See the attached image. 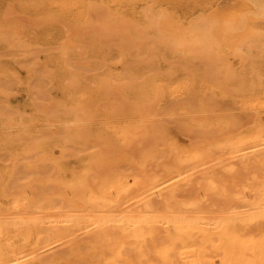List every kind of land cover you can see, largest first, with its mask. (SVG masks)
Segmentation results:
<instances>
[{
    "label": "bare ground",
    "instance_id": "obj_1",
    "mask_svg": "<svg viewBox=\"0 0 264 264\" xmlns=\"http://www.w3.org/2000/svg\"><path fill=\"white\" fill-rule=\"evenodd\" d=\"M93 1L19 0L11 8L37 11L38 15L31 14L33 18L28 14L31 21L50 29L66 22L92 23L91 14L97 9L105 14L97 24L101 30L89 34V46L82 51L83 59L89 57L88 68L105 66L107 71L105 77L94 75V88L88 86L92 83L84 71H79L84 63L80 53V61L78 57V61L71 60L73 54L78 55V43L61 42L57 48L52 45L51 51L40 44L44 56L42 51L37 53L36 45L29 48L39 41V33L29 29L24 37L18 36L13 21L0 17V46L12 47V39H18L25 50L38 58L42 54L40 74L33 72L31 77L39 86H46L49 78L48 83L57 82L63 90L57 102L47 101L53 106L36 104L33 99L29 107H10L11 90L7 91L6 82L1 83L9 73L20 77V66L34 62L30 65L0 54V152L6 155L0 162V264H63L64 260L68 264H128L130 260L140 264H264L259 244L264 235V207L258 195L264 166V120H259L264 110L257 100L260 92L264 94L259 75L263 65L258 67L259 60H264V40L259 27L226 36L225 21L212 15L214 9L235 13L258 0H180L182 7L170 23L157 17L171 0H143L147 4L136 24V18L133 24L131 17L127 21L130 12H141L135 8L136 1L100 0V5ZM207 4L212 7L206 8ZM106 35L119 54L117 61L125 64L120 71H114L113 60L108 59L113 47H105ZM145 37L155 44L151 42L154 45L148 48L149 43L137 42L138 38L147 41ZM195 39L201 40L200 49ZM243 43L256 50L248 75L222 77L225 81L220 83H230L234 90H220L226 86L218 82L219 90H207L214 83L211 73L221 70L227 54L237 53ZM209 49L217 59L205 63L198 53ZM113 77L126 82L115 81L124 90H117ZM127 83L133 89H126ZM115 89L121 101H116ZM242 89L248 93L253 89L259 97L244 92L247 102L235 100L246 103L243 108L257 109V121L239 130L234 117L225 115L228 102L220 97H242ZM170 97L176 101L167 108ZM161 112L175 114L176 128L194 133L196 139L184 141L172 135L164 119V123L153 120ZM213 112L216 115L210 116ZM165 248L168 254L161 256Z\"/></svg>",
    "mask_w": 264,
    "mask_h": 264
},
{
    "label": "rangeland",
    "instance_id": "obj_2",
    "mask_svg": "<svg viewBox=\"0 0 264 264\" xmlns=\"http://www.w3.org/2000/svg\"><path fill=\"white\" fill-rule=\"evenodd\" d=\"M16 1H19V0H0V17L2 18V15H3V11H4V9L5 8H7L9 5H11L12 7L14 6V4H15V2ZM23 1H25V0H23ZM98 3H97V2ZM134 1H136V3L138 4V6L136 7V3H135V8H136V10L138 9L139 11L138 12H140V10H141V12L140 13H135V14H133L134 13V11L133 12H130L129 13V18L127 17V21H129V19H130V17H131V19H130V23H132V21H134V19H135V24H136V22H138V18L141 16V13L142 12H144L143 10L145 9L143 6L145 5L146 6V2H147V0H144V1H146V2H143V0H142V2H140V1H138V0H134ZM13 2H14V4H13ZM93 2H96V3H94V4H96V5H100V0H94ZM141 5H140V4ZM143 4V5H142ZM7 6V7H6ZM144 9H143V8ZM192 8L193 7H191V8H183V9H188L187 11L188 12H192ZM12 10V11H11ZM11 10H10V12H9V15H8V19L10 18V21L12 20L13 21V23H14V30L18 33V36H21V37H24L25 35H26V33H27V30H29V29H31V30H34V31H32V33L33 34H37V33H39V34H37V35H39L38 37L39 38H37L39 41H37V42H33V45L32 46H30L29 48H35V45H36V47L37 48H35L36 50H38V52L37 53H39V51H42V53L44 54L45 52L43 51V49L45 48V47H47V49L48 50H50L51 51V49L53 48V50L55 49V47L58 45V44H62V43H65V44H69V42L71 41V42H73L74 41V43H78L80 46L79 47H77V50H79V51H77V53L76 54H78V52L80 53V55H81V61L82 62H84V63H82V65L79 67V66H77V67H79V71L81 72V71H84V72H82L83 74H85L86 75V80H88V81H90L91 83H92V86L91 85H89L90 83H88L87 81V83H88V86L89 87H91V88H94L95 86H96V82H94L93 80H95V77H94V75L95 74H97V76L99 75V76H101V73H102V76L103 77H105V76H107V71H106V69H105V66H99V67H95V69H94V67L93 66H91V67H93L92 69L89 67H87V66H89L90 64H89V62H90V60H89V57L87 56L86 58H84L83 59V57H82V51H84L85 50V48L87 47V46H89V44H88V36H89V34H92L95 30H101V27L100 26H98L97 24H101V22H103L104 21V19H105V14L104 15H101L99 12V10L97 9V10H95V11H93L92 12V14H91V22L92 23H81V24H78L77 25V23H74V24H71V23H68V22H66V23H62V25H60L59 24V26H63V27H59V26H57V28L58 29H56L55 27L54 28H52V29H50V28H47V27H45V26H42L41 24H38L35 20H33L32 19V21H31V18H33L34 16H36V15H38V13H37V11H33V10H26V11H21V12H19V10H15V9H12L11 8ZM14 10V11H13ZM16 11V12H15ZM15 12V13H14ZM25 12V13H24ZM135 12H137V11H135ZM198 11H196L195 12V15H196V13H197ZM33 15L34 14V16L32 17V15H31V18H30V16L29 15ZM132 15V16H131ZM137 15V16H136ZM140 15V16H139ZM3 17L5 18V16L3 15ZM7 19V18H6ZM7 19V20H8ZM137 20V21H136ZM11 21V22H12ZM33 21H35V22H33ZM133 24V23H132ZM131 25V24H130ZM47 30H46V29ZM42 29H44V30H46V32H44V30L42 31V33H41V30ZM37 32V33H36ZM32 35V34H31ZM34 36V35H33ZM107 36V35H106ZM108 38H105L106 40H107V44H105V45H107V46H105V47H109V49H111L112 47H113V53H115V54H113L112 53V55L111 56H108L109 58V60H110V62L113 60V62H111V64L112 63H114V65L112 66L111 64H109V63H107L108 65H109V69L111 68V66L112 67H114L113 68V70L114 71H116V69H117V71L119 70H121L123 67L122 66H124L125 64H124V62H122V61H117V58L116 57H118V60H119V54L118 53H116V52H114L115 50H116V48H114L115 46L114 45H112L111 43H109L108 44V42H109V39L111 38L110 36H107ZM35 38H36V35H35ZM34 38V39H35ZM4 38H2L1 40H3ZM33 39V40H34ZM142 39H144V37L142 38ZM142 39L140 40L139 38L137 39V42L138 43H140V45H141V43H145V44H147L148 45V43H149V45H148V48L149 47H151L150 45H152V43H154V41H152L150 38H148V37H145V40H147V41H149L150 40V42H147V41H145V42H143L142 41ZM111 40V39H110ZM114 40V39H113ZM138 40H140V41H138ZM188 40H190V39H188ZM188 40H185V42H187ZM197 39H195V41H194V43L196 44L195 46L197 47H199V49H200V46H202V44H200L199 42L201 41V40H197ZM199 41V42H198ZM48 42V43H47ZM62 42V43H61ZM152 42V43H151ZM193 42V41H192ZM254 42V40H252V42H250V43H253ZM12 47H8V46H0V54H2V53H4V58H7L8 56H9V58H11V57H13V56H15V57H18V58H20V59H22V60H25V61H27V62H30V65L32 64L31 62H34L33 61V56H34V54L30 51L29 52V50L30 49H26L25 50V48L23 47L22 48V46H20V44L19 43H22V42H20L18 39H12ZM43 43H45V45L43 44ZM197 43H198V45H197ZM250 43H248L249 45H250ZM23 44V43H22ZM40 44L41 45H44V48L42 49V48H40L39 46H40ZM50 44V45H49ZM55 44V45H54ZM111 44V45H110ZM118 44V43H117ZM116 44V45H117ZM155 44V43H154ZM153 44V45H154ZM200 44V45H199ZM49 45V46H48ZM55 46V47H53V46ZM140 45H139V47H140ZM152 45V46H153ZM249 45H245L244 43L242 44V46L240 47V48H238V51L236 50V52L237 53H228L227 55L228 56H226L225 57V59H226V61L223 63L224 65H221V70L220 69H218L217 71L216 70H214V72H212L211 73V77L214 79V83H213V86H211V85H208L207 86V90H219V88L222 86V85H225L226 86V89H225V87L223 88V87H221V89L220 90H234V88H231V84L229 83V84H221L220 82H223V80L225 81V79L224 78H222V77H224V76H226V77H228V76H230V78H232V76H239V75H241V74H245V75H248L247 73L249 72V69H250V67L253 65V62H254V60H256V56H255V54L254 53H256V50L254 49V48H252L251 47V45L249 46ZM34 46V47H33ZM112 46V47H111ZM246 46V47H245ZM7 47L8 48H12L11 50H9V49H7ZM144 47V46H143ZM142 47V48H143ZM247 47L249 48V47H251L252 48V50L251 51H249V49H247ZM40 48V49H39ZM51 48V49H50ZM57 48V47H56ZM5 49H7V51L5 50ZM106 49V48H105ZM108 49V48H107ZM201 49H203L202 47H201ZM212 50H214L213 48H211ZM211 49H209L208 51L206 50V51H203V52H206V54H202V55H204V57L202 56V55H200V53H198V55L199 56H201L202 58H205L204 60V62L205 63H207L208 61H210V60H213V59H217V56H215L216 54H213V53H215L216 52V50H214L215 52H212V54L211 55H213L215 58H213V56H211L209 53L211 52ZM9 51V52H8ZM81 51V52H80ZM145 51V50H144ZM7 52H8V54H7ZM54 52V51H53ZM141 52H142V50H141ZM243 52V53H242ZM10 53V54H9ZM26 53H27V55H26ZM201 53H202V51H201ZM246 53H247V55H246ZM251 53L252 54H254V56L253 55H251ZM30 56H29V55ZM32 54V55H31ZM41 54V53H40ZM117 54V55H116ZM142 54V53H141ZM143 54H145V52L143 53ZM238 54V55H237ZM13 55V56H12ZM35 55H37V54H35ZM146 55V54H145ZM245 56V58H247V56L248 55H251L252 56V58H251V56H250V58L251 59H249V58H247L246 60H244L243 58H241L240 57V59L239 58H237V57H239V56ZM40 56V55H39ZM44 56H45V54H44ZM43 57V55L41 54V58ZM71 57H73V58H75V59H71V60H73V62H75V60H79L80 61V59H79V54L78 55H75V54H73ZM78 57V58H77ZM113 57H115L114 59H116V61L114 60V59H110V58H113ZM165 57H168V55H166ZM207 57V58H206ZM254 57V58H253ZM258 57V56H257ZM41 58H38V59H41ZM77 58V59H76ZM107 59V60H108ZM238 59V60H237ZM77 60V61H78ZM108 60V61H109ZM121 60V59H120ZM248 60H249V62H248ZM87 61V62H86ZM107 61V62H108ZM207 61V62H206ZM241 61V62H240ZM115 62H116V65H117V67H116V65H115ZM259 62H260V65H258V67H260V66H262L260 69H262L261 71H259V75L262 77V75H264V64H263V62H264V60H259ZM88 63V64H87ZM119 63V64H118ZM255 63V62H254ZM120 64H122V65H120ZM124 64V65H123ZM227 64H228V66H227ZM33 65V64H32ZM71 65H72V63H71ZM71 65H69V66H71ZM205 66V65H204ZM224 66V67H223ZM27 67H29V65H21L20 66V68H22V69H20L19 68V71H20V74H19V81H20V79L22 80V82L24 83H22L21 81L20 82H18V81H16L17 79V76L16 77H14L13 75H11V73H9L8 75H7V77H6V79H5V81L3 80V82L1 83V84H4V82H6L5 84H4V86H8V88L9 89H7V87H5V90L7 89V91H10V92H8L9 94V96L11 95V96H13V97H11L10 96V98H9V102H10V104H9V106L10 107H13V106H17V105H20V106H25V105H27L28 103H30V101H33V102H35L36 100H37V102H39V103H37V102H35L36 104H39L40 105V103H42V104H44L45 103V105H46V103H47V105L48 104H50V102H47V101H51V102H57V100H59L61 97H63V90L62 89H59L58 87H57V82H55V84L54 85H56V87H54V85L52 84V82L50 81L49 83H48V79L46 78V75H44V73H43V75H44V78H46L47 79V81H45L46 82V86H47V88H46V86H39V84H38V80L35 78L34 79V77L32 78L31 76L33 75V74H30V77H29V71H27V70H29V68L27 69ZM76 67V68H77ZM229 67V68H228ZM253 67V66H252ZM251 67V68H252ZM25 68V71H27V72H25L23 69ZM75 68V67H74ZM72 66H71V69H74ZM121 68V69H120ZM225 68H226V70H225ZM90 69V70H89ZM94 69V70H93ZM104 69V70H103ZM232 69V70H231ZM233 69H235V70H233ZM88 71V72H85V71ZM98 70V71H97ZM99 70H102V71H99ZM111 71H112V69H110ZM225 70V71H224ZM90 71H91V73H90ZM93 71H96V72H98V73H93ZM106 71V72H105ZM219 71V72H218ZM220 71H222V72H220ZM263 71V72H262ZM218 72V73H217ZM224 72V73H223ZM227 72H229L228 74L229 75H227ZM234 72H235V74H234ZM262 72V73H261ZM27 74V76H26V74ZM93 73V74H92ZM220 75V76H219ZM223 75V76H222ZM232 75V76H231ZM21 76H22V78H21ZM133 76H135V75H133ZM137 76H139V75H136V77ZM215 78H214V77ZM25 77H27L26 79H25ZM136 77H134L135 79H137ZM8 78H10V80L12 79V81H10ZM14 78V79H13ZM23 78H24V80H23ZM89 78H92V81L91 80H89ZM140 80L139 81H141L142 80V77H141V75L138 77ZM32 79H34L33 81H31ZM64 79V80H63ZM133 79V78H132ZM62 80H63V82L64 83H68V79L67 78H65V77H63L62 78ZM126 80V79H125ZM128 80V79H127ZM219 80V81H218ZM25 81V82H24ZM30 83H29V82ZM96 81V80H95ZM111 81H117V82H123V84H125L126 82H124L123 80H119L118 78H112L111 79ZM128 81H130V80H128ZM18 82V84H15V83H17ZM27 82H28V85H27ZM34 82H36V83H34ZM117 82H115V83H117ZM218 82V84L217 85H219V84H221V86L220 87H218L217 85H216V83ZM14 83V84H13ZM31 83H32V85H31ZM53 85H51V84ZM112 83V82H111ZM114 83V84H115ZM10 86H9V85ZM22 84V85H21ZM93 84H94V86H93ZM114 84H112V87L113 88H115V85ZM123 84H121L120 83V85H121V87L123 86ZM27 85V86H26ZM50 85V86H49ZM114 85V86H113ZM119 84L117 83V90H124L123 88L124 87H120V86H118ZM128 85V83L126 84V86H125V88L126 89H129V87L130 86H127ZM216 85V86H215ZM29 86V87H28ZM31 86V87H30ZM49 86V87H48ZM26 87H28V89H26ZM33 87V88H32ZM36 87V88H35ZM112 87H111V89H112ZM216 87V88H215ZM218 87V88H217ZM229 87V88H228ZM261 87H262V85H261ZM43 88V89H42ZM53 88H55V89H53ZM121 88V89H120ZM244 88V87H243ZM36 89V90H35ZM42 89V90H41ZM46 89V90H45ZM48 89V90H47ZM115 89V90H116ZM125 89V90H126ZM131 89H133V88H131L130 87V89L129 90H131ZM261 89V88H260ZM33 90H34V93H33ZM114 89H112V91H113ZM116 90V93H119L118 91ZM194 90H196V89H194ZM245 89H242V91H241V93H243V94H239V95H243L242 97L241 96H238L236 99H234V98H232L231 100L230 99H228V96L226 97V99H225V97L223 96V97H220V98H224V102L225 101H227L228 103H225V107L227 108L224 112H225V115H228V116H233L234 118H232L231 116V119L234 121V122H236V124H237V126H239V130H242V129H245V128H247L248 126H250V124L251 123H253L254 121H257V120H255L257 117V114H256V112H254V111H256L255 110V108H253V109H251L248 105V107L250 108L249 110H247V106H246V108L244 107L243 108V106H245L246 105V103H245V101L246 100H248L249 99V97H248V99H247V96L248 95H252V96H254V97H259V94L258 93H255L254 91H253V89H250L252 92L251 93H248L249 92V90H248V92H247V90L246 91H244ZM48 91V92H47ZM59 91H61V93L59 92ZM45 92H46V94H45ZM56 92H57V94H56ZM244 92H245V94L247 95H245L244 94ZM31 93H33V94H31ZM40 93H42V96L40 95ZM115 93V92H114ZM114 93L112 92L111 93V97H112V100H113V98H116L117 97V99H119V100H117L116 99V101H121L120 99H121V97L119 96L120 95V93L119 94H116L115 93V95H116V97H114L115 95H114ZM248 93V94H247ZM264 93V92H263ZM39 94V95H38ZM45 94V95H44ZM253 94H255V95H253ZM258 94V95H257ZM33 95V96H32ZM47 95H48V97H47ZM114 95V96H113ZM260 95L262 96V93L260 92ZM246 96V97H245ZM260 96V97H261ZM35 97L37 98V99H35ZM48 98V100H46L47 98ZM58 97H60V98H58ZM239 97H241V99L239 98ZM30 98V99H29ZM44 98V99H43ZM46 98V99H45ZM243 98V99H242ZM13 99V100H12ZM35 101H34V100ZM56 99V100H55ZM30 100V101H29ZM115 100V99H114ZM167 100V103L169 104H167V108H170V106L172 105V104H174L175 102L174 101H176V99L174 100L173 98H169V100L168 99H166ZM174 100V101H173ZM223 100V99H222ZM235 100H245L243 103H245V105H242L241 103L239 104L238 102H236ZM257 100H259V101H261V99L259 98V99H257ZM21 103H20V102ZM28 101V102H27ZM234 101V103L232 104V102ZM241 101V102H242ZM171 102V103H170ZM247 102V101H246ZM2 103V102H1ZM54 104V103H53ZM57 104V103H56ZM56 104H54V106L56 107ZM237 106H242V108L241 107H237ZM52 104H50V106H51ZM256 105V104H255ZM4 106V105H3ZM49 106V105H48ZM53 106V105H52ZM169 106V107H168ZM10 107H7V109L8 110H10ZM27 107H29V105H27ZM218 107V106H217ZM241 109V111H245L244 113L242 112V114H240V109ZM229 110H234V111H237V110H239V111H237L238 113H236V112H234L233 111V113L231 112V111H228ZM252 110V111H251ZM259 110V109H258ZM218 111V110H217ZM216 111V112H217ZM223 111H221V113L223 112ZM248 111H251V112H249V113H247ZM156 112H158V111H156ZM216 112L214 113H209V115L210 116H214V115H216ZM224 112H223V114H224ZM258 112H260V111H258ZM257 112V113H258ZM164 113V114H163ZM161 112L160 114L161 115H164L163 117H165V118H162V116L159 114V113H157V114H154V115H156V116H154L153 115V120H154V117L155 118H157V121H159L160 123H161V121H162V119H164V121H166V123H167V125L169 126V129H171L170 130V132H171V134L172 135H175L177 138H179L180 140H184V141H189V137H191L190 138V140L191 141H193V140H195L196 139V136H195V134L194 133H190L189 131H187V130H183V132H181L180 130H178L177 128H176V126H175V124H174V120L177 118L176 116H175V114L174 115H172V113H170V112ZM169 113V117H170V119H169V117L168 116H166L167 114ZM218 113V112H217ZM231 113V114H230ZM237 114V115H235V114ZM247 113V114H246ZM251 113V114H250ZM170 114H171V116H170ZM214 114V115H213ZM243 114H245L246 116H248V117H245V115H243ZM240 115V116H239ZM260 115V114H259ZM159 116V117H158ZM175 116V117H174ZM252 116H253V119H252ZM174 119H173V118ZM237 117H239L237 120H235V118H237ZM240 117H241V119H240ZM256 117V118H255ZM171 118H172V120H171ZM249 118V119H248ZM263 118V119H262ZM243 119V120H242ZM261 119H262V121L264 120V113L262 114V116L260 115V122H262L261 121ZM248 120V121H247ZM164 121H162L163 123H164ZM264 122V121H263ZM241 123V124H240ZM242 126H244V128L242 127ZM241 128V129H240ZM187 131V132H186ZM193 135V136H192ZM179 136V137H178ZM55 153L56 154H59L60 153V150L59 149H56L55 150ZM5 154L3 153V152H0V162L1 161H4V159H5V157H6V155L4 156ZM23 181V180H22ZM71 195V194H70ZM70 195H69V197H70ZM63 264H68L67 263V260H64L63 261Z\"/></svg>",
    "mask_w": 264,
    "mask_h": 264
},
{
    "label": "snow or ice",
    "instance_id": "obj_3",
    "mask_svg": "<svg viewBox=\"0 0 264 264\" xmlns=\"http://www.w3.org/2000/svg\"><path fill=\"white\" fill-rule=\"evenodd\" d=\"M11 5L4 9L3 15L5 18L8 17L11 10ZM182 7L180 0H171L168 4V7L162 8L160 10V15L157 19L164 20L166 23H170L173 19L176 18L177 13ZM206 8H211V4L205 5ZM217 19L225 21L224 23V32L227 36L228 33H231L236 30L244 31L247 29L255 30L257 27L260 29V36L264 40V0H258V3L255 5H246L244 8L235 13H228L226 11H221L219 9H214L213 14ZM211 18V17H210ZM61 49H57L60 51ZM33 65L29 66V73L35 72L37 76L40 74L41 68L39 67L38 57L33 56ZM17 81L19 77L17 76ZM262 91H264V75H262ZM7 94V93H6ZM261 108L264 110V94L261 96ZM258 195L260 198L261 206L264 207V166L260 170V175L258 178ZM261 225L264 226V212L261 214ZM259 244L262 249H264V235H262ZM168 249H161L160 255L167 256ZM114 264H124V261H116ZM128 264H140L137 260H130Z\"/></svg>",
    "mask_w": 264,
    "mask_h": 264
}]
</instances>
